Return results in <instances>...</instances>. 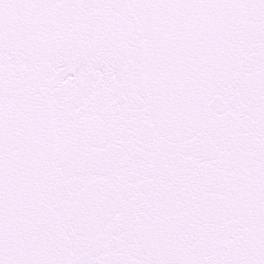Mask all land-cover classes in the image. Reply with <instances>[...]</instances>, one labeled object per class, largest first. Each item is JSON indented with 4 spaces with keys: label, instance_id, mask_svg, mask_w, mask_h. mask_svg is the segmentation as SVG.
<instances>
[{
    "label": "snow or ice",
    "instance_id": "1",
    "mask_svg": "<svg viewBox=\"0 0 264 264\" xmlns=\"http://www.w3.org/2000/svg\"><path fill=\"white\" fill-rule=\"evenodd\" d=\"M0 264H264V0H0Z\"/></svg>",
    "mask_w": 264,
    "mask_h": 264
}]
</instances>
